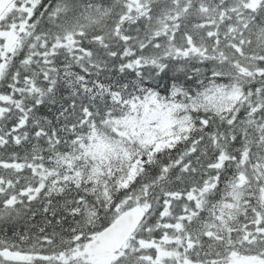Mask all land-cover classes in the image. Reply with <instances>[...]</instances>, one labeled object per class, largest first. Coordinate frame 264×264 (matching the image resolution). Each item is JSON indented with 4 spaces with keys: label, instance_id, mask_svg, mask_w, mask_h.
<instances>
[{
    "label": "snow or ice",
    "instance_id": "obj_1",
    "mask_svg": "<svg viewBox=\"0 0 264 264\" xmlns=\"http://www.w3.org/2000/svg\"><path fill=\"white\" fill-rule=\"evenodd\" d=\"M0 264H264V0H0Z\"/></svg>",
    "mask_w": 264,
    "mask_h": 264
},
{
    "label": "trees",
    "instance_id": "obj_2",
    "mask_svg": "<svg viewBox=\"0 0 264 264\" xmlns=\"http://www.w3.org/2000/svg\"><path fill=\"white\" fill-rule=\"evenodd\" d=\"M49 2V0H45V3H48Z\"/></svg>",
    "mask_w": 264,
    "mask_h": 264
}]
</instances>
